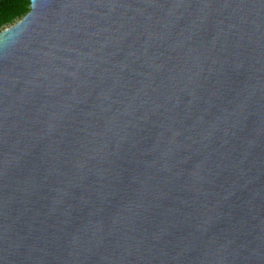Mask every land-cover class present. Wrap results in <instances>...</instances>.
I'll use <instances>...</instances> for the list:
<instances>
[{"label": "water", "instance_id": "water-1", "mask_svg": "<svg viewBox=\"0 0 264 264\" xmlns=\"http://www.w3.org/2000/svg\"><path fill=\"white\" fill-rule=\"evenodd\" d=\"M0 31V264H264V0H29Z\"/></svg>", "mask_w": 264, "mask_h": 264}, {"label": "trees", "instance_id": "trees-1", "mask_svg": "<svg viewBox=\"0 0 264 264\" xmlns=\"http://www.w3.org/2000/svg\"><path fill=\"white\" fill-rule=\"evenodd\" d=\"M29 0H0V31L12 26L29 12Z\"/></svg>", "mask_w": 264, "mask_h": 264}]
</instances>
